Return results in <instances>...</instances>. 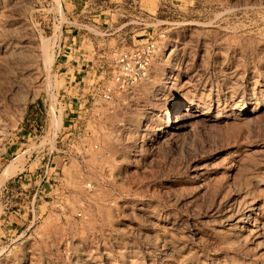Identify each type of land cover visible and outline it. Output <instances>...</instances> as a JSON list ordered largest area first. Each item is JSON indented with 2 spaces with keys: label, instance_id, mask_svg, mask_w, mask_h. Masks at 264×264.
Here are the masks:
<instances>
[{
  "label": "rangeland",
  "instance_id": "1",
  "mask_svg": "<svg viewBox=\"0 0 264 264\" xmlns=\"http://www.w3.org/2000/svg\"><path fill=\"white\" fill-rule=\"evenodd\" d=\"M0 264H264V0H0Z\"/></svg>",
  "mask_w": 264,
  "mask_h": 264
},
{
  "label": "built area",
  "instance_id": "2",
  "mask_svg": "<svg viewBox=\"0 0 264 264\" xmlns=\"http://www.w3.org/2000/svg\"><path fill=\"white\" fill-rule=\"evenodd\" d=\"M149 52L150 51L146 52L144 49L135 47L121 53L117 58V62L112 76L114 84H117L120 88H125L127 86H132L146 78L148 76L150 68L151 56H149ZM115 90L116 89L114 85L111 83L105 84L102 88H100L98 98L95 99V102L99 105H102L103 103L106 104L107 109L105 113L97 111V114L100 117H104L105 115L114 111ZM77 117L79 116L67 115L66 118L62 121L64 132H66L68 136L75 134V132L77 131L76 127L78 126L79 122ZM90 121L91 118L84 119L83 122H85L87 125ZM84 129L85 127L83 128V130ZM80 154L84 155L83 152H81ZM69 158L70 155L67 154V156L64 157V160L68 161ZM48 160V162H51L50 157Z\"/></svg>",
  "mask_w": 264,
  "mask_h": 264
},
{
  "label": "crops",
  "instance_id": "3",
  "mask_svg": "<svg viewBox=\"0 0 264 264\" xmlns=\"http://www.w3.org/2000/svg\"><path fill=\"white\" fill-rule=\"evenodd\" d=\"M75 37H73L74 39ZM70 63L68 60H62L61 58L58 59V64H57V69L61 70L62 68H68V70L66 71V73H69L70 71ZM73 80V78L71 77V81Z\"/></svg>",
  "mask_w": 264,
  "mask_h": 264
},
{
  "label": "bare ground",
  "instance_id": "4",
  "mask_svg": "<svg viewBox=\"0 0 264 264\" xmlns=\"http://www.w3.org/2000/svg\"><path fill=\"white\" fill-rule=\"evenodd\" d=\"M46 44V43H45ZM46 50V49H45ZM54 54V53H53ZM51 58V57H50ZM52 59V58H51ZM50 59V60H51ZM52 61V60H51ZM59 122V121H58ZM11 169H12V164H9L7 167H6V169H5V173H9L10 171H11Z\"/></svg>",
  "mask_w": 264,
  "mask_h": 264
}]
</instances>
